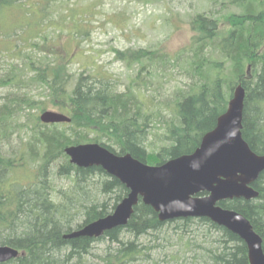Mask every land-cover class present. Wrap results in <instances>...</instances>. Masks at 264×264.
<instances>
[{"label":"trees","instance_id":"16d2710c","mask_svg":"<svg viewBox=\"0 0 264 264\" xmlns=\"http://www.w3.org/2000/svg\"><path fill=\"white\" fill-rule=\"evenodd\" d=\"M230 3L239 12L227 16L228 27L224 30L219 18L212 15L197 13L190 19L193 33L186 74L191 81L165 102L163 113L157 115L145 97V84L142 90L137 82L140 74L132 76L124 90L119 91L117 81L103 71L93 68L71 73L70 57L67 60L60 51L53 57L45 54L31 60L13 77L0 74V87L30 80L47 90L44 99L17 95L0 104V143L13 132V124L25 108H38L40 112L53 108L71 117L69 123L43 124L36 114L17 159L9 158L0 149V244L20 251L16 258L0 264H89L92 256H102L94 251V244L100 241L107 242L103 264H132L150 257L144 252L164 247L163 242L168 243L175 233L188 238L189 244L202 250L204 257L215 264H249L246 243L227 228L207 217L160 221L157 212L143 202L135 206L126 225L113 228L102 237H64L113 212L129 192L101 167L71 164L64 152L69 145L97 142L119 154L129 152L149 164L193 153L204 134L216 126L218 117L227 110L235 86L242 84L246 91L242 134L253 151L264 155V0ZM17 4L18 0H0V9ZM25 11L30 12L28 8ZM79 23L73 21L74 32H69L73 38L80 36ZM57 26L59 38L64 28L58 23ZM32 32L37 34L39 30ZM128 52L132 61L141 63L144 69L161 56L157 50L147 48ZM172 60L168 58L169 63ZM148 74L153 71L146 70L145 75ZM158 121L165 122L164 130ZM154 135L162 141L160 148H152ZM31 161L39 169L36 178L24 181L16 177ZM54 168L57 175L68 176L71 185L55 189L53 179L47 177V170ZM97 174L104 175L100 182L96 181L106 196L100 201L90 197L89 180ZM254 188L259 192L257 198L219 204L246 216L263 238L264 249V171Z\"/></svg>","mask_w":264,"mask_h":264},{"label":"rangeland","instance_id":"374dc122","mask_svg":"<svg viewBox=\"0 0 264 264\" xmlns=\"http://www.w3.org/2000/svg\"><path fill=\"white\" fill-rule=\"evenodd\" d=\"M231 0H18L13 7L0 9V74L13 77L32 60H38L45 54L53 57L62 52L67 60L70 57L71 73L103 71L109 78L117 81L122 91L135 74H140L139 86L145 84V97L155 115L163 113L162 105L174 98L180 89H186L191 79L186 74L187 55L192 37L190 19L197 13L219 18L222 29L228 27L227 16L239 11L231 5ZM29 9V13L25 9ZM73 15V17H71ZM73 21H79L80 36L72 37ZM63 26L61 37L56 33ZM58 27V29L56 28ZM33 30H39L33 34ZM72 31L70 34L69 32ZM44 37V39H43ZM53 40V41H52ZM45 41V42H44ZM58 51L56 50V47ZM157 50V61L143 68L134 63L129 49ZM119 52L121 56H119ZM166 56H164L165 54ZM217 58H222L218 55ZM163 58V59H162ZM168 58H173L169 63ZM146 66V63H144ZM153 74L145 75V71ZM29 73L28 75H32ZM145 76V77H144ZM47 90L41 84L30 80H21L19 85L0 87V104L9 96H30L36 100L44 99ZM53 109V108H49ZM21 113V112H20ZM38 108H25L17 118L9 136L0 143L1 151L11 159L19 157V148L27 141ZM37 119V118H36ZM165 122L157 123L162 130ZM152 148L163 144L155 135L151 138ZM150 150V149H149ZM39 173L36 164L31 161L25 170L15 176L21 180L36 178ZM47 177L53 179L57 188H67L72 180L65 175H57V169L47 170ZM104 175L97 174L90 179L91 196L100 201L106 196L96 183ZM56 185V186H55ZM196 228V227H195ZM191 232V231H190ZM193 232V231H192ZM164 247L149 253L132 264H215L204 257V252L188 243V238L173 234ZM126 236V235H124ZM187 237V236H186ZM144 242V239L139 240ZM188 243V244H187ZM209 246L207 242H201ZM106 241L94 244V251L102 256L88 259L89 264H103V251ZM203 258H202V257Z\"/></svg>","mask_w":264,"mask_h":264},{"label":"water","instance_id":"95a60500","mask_svg":"<svg viewBox=\"0 0 264 264\" xmlns=\"http://www.w3.org/2000/svg\"><path fill=\"white\" fill-rule=\"evenodd\" d=\"M246 91L242 84L234 89L227 110L218 117L200 146L157 165H149L130 153L117 154L98 143L70 145L65 153L78 167H101L129 190L114 211L65 238H98L105 232L124 226L140 200L157 212L160 221L188 217H207L238 235L247 245L249 264H264L263 238L242 213L221 206L225 200L254 199L259 192L255 181L264 171V155L252 150L244 139L243 114ZM43 123L69 122L66 114L45 110ZM205 193V194H201ZM19 250L0 244V263L16 258Z\"/></svg>","mask_w":264,"mask_h":264}]
</instances>
